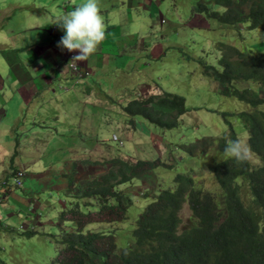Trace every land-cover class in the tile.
<instances>
[{
    "label": "rangeland",
    "instance_id": "rangeland-1",
    "mask_svg": "<svg viewBox=\"0 0 264 264\" xmlns=\"http://www.w3.org/2000/svg\"><path fill=\"white\" fill-rule=\"evenodd\" d=\"M42 1L43 6L40 5V8H44L51 15L59 12L60 17L85 2V0H72L70 3L68 0ZM152 1L154 17L144 12L141 7L129 6L124 0V10L121 14L125 16L130 12L133 17L131 20L120 19V17L116 20L113 15L115 10H111L112 6L103 7L99 0L105 23L107 26H116V31L111 30L105 33V37L107 34H112L110 36L112 39L101 41L96 52L91 55L93 57L95 55V61L98 62L96 65L79 64L78 61L72 60L78 51L68 52L65 49L61 51L57 47L58 41L50 45V39L46 37V29L43 28L44 24L39 19L34 21L41 27L31 29L34 32L32 34L38 38L35 42L29 40V47L32 45L34 52L43 55V59H48V56L51 57L54 53H57V56L59 54L60 68L68 77H72L70 83L79 79V83L72 88V91L81 84L89 88L93 83L90 94L84 95L89 99L90 106L86 105L83 109L84 113L81 114L82 106L74 103L72 108L69 106L68 117L73 119L75 126L74 144L80 143L76 134V128L80 127L91 137L90 143H92L91 140L96 142V150L104 159L98 154L87 156L89 153L87 146V153L82 154L80 148L82 144H80L74 147L75 159L91 162H98L95 160L101 159L102 161L92 165L80 163L82 170L75 175V183L72 182L67 190L53 189L52 186L45 189L41 187L35 194L26 196V201H16L17 206L11 211L15 216L11 214L3 218L2 214L8 212L0 209V217H2L0 219H3V222L9 221L8 224L11 226L10 230L0 229V264H52L50 258L55 254V244L43 232L56 230L54 229L56 212L78 201L76 195L81 186L89 179L99 177L107 171L110 165L106 163V160L112 157H119L130 162L159 157L163 162L172 164L169 168L157 167L152 171L153 175H149L148 172L139 174L131 182L118 186L119 189L126 190L133 201L124 220L92 222L85 225L84 229L90 230L114 229L117 233V248L125 243H121L122 237L133 226L136 217L149 204L154 193L163 187L171 186V179L178 173H190L197 189L209 191L217 201L222 200L221 190L219 191L216 178L209 172L208 164L224 159V153L215 160L214 153H219L217 145H207L206 154L199 152L200 148L191 155L182 150L179 145H187L204 136L212 137L217 143L220 136L228 135L230 132L227 131L223 112L231 114L227 116V120L232 123L238 139L246 143L245 129L237 118V113L249 111L251 108L248 103L231 94L229 85L205 74L199 59L203 58L206 63L218 66V58L221 54L217 47L218 41L233 44L240 50L252 52L264 50V30L247 29L246 23L229 26L207 17V10L201 8V5L208 10L224 12V8L215 5L214 0ZM56 8L59 10H55ZM40 13L41 10L36 14L40 15ZM150 18H153V22L147 23L146 20ZM43 38H46L43 44L38 43L39 39ZM136 39L139 40L138 43ZM121 42L125 50L135 51V54L129 53L135 57L132 62L126 63V58H122L121 52L118 49L114 50V47ZM29 55L32 56V53L29 52ZM69 61L74 65L83 66L82 68L85 66V71L84 69L72 70ZM28 65H32L30 59ZM147 80L151 87L144 83ZM232 82L237 88L252 87L264 95V87L256 81L238 79ZM58 83L63 84L64 80ZM136 83L140 86L143 84L142 90L139 89L137 92L139 97L150 93H161L163 89L184 97L185 111L179 116L176 127L163 129L152 125L142 116L129 117L121 112L119 100L121 99L120 102L123 104L131 98L137 90ZM96 97H100V100ZM0 98L6 100V93L0 95ZM45 99L49 97L46 96ZM94 104H105L102 105L105 112L93 114ZM46 110L49 111L46 112ZM52 110L61 111L62 108L61 106L52 108V103L48 101L42 103L40 114L45 113L46 119L50 120ZM129 121L130 125L125 129V123ZM28 128L29 125L26 124L24 129ZM43 153L42 158L49 160L51 157L49 149H43ZM93 158L95 160H91ZM248 159L253 164L259 161L251 152L248 154ZM83 172L87 173L85 177L80 176ZM28 179L27 182H29ZM237 182L241 197L246 199L243 181L238 179ZM16 191L22 192L19 188H16ZM11 201L13 200H10L9 204H12ZM92 209L95 208H89V210ZM19 211L21 215L18 214ZM189 213L187 206L183 205L180 210L182 221H186ZM29 221H31L30 225ZM64 224L66 225V222ZM31 225L35 228V234L31 236L21 234L30 229Z\"/></svg>",
    "mask_w": 264,
    "mask_h": 264
},
{
    "label": "trees",
    "instance_id": "trees-1",
    "mask_svg": "<svg viewBox=\"0 0 264 264\" xmlns=\"http://www.w3.org/2000/svg\"><path fill=\"white\" fill-rule=\"evenodd\" d=\"M214 2L223 7L224 12L201 5L207 10V17L229 26L246 23L247 29L264 30V0ZM217 47L221 53L218 66L200 58L203 72L229 85L234 97L250 105L251 109L237 113V118L244 126L249 152L258 158V163L253 164L249 159L243 163L219 159L224 153L225 138L238 139L232 123L227 120L231 114L223 112L228 135L220 136L217 143L212 137L204 136L179 145L190 155L200 148L199 152L206 154L207 145H217L219 153L214 156L219 160L209 163L208 170L216 178L222 200L217 201L209 191L197 189L190 173H178L171 179V186L154 193L122 237L121 243H125L117 248L114 229L90 230L84 229L85 225L124 220L133 201L128 192L118 186L131 182L139 174L153 175L157 167L169 168L172 164L159 157L134 162L109 158L106 163L110 168L81 186L76 195L78 201L56 212V230L43 232L55 244V254L50 258L52 264H264V234L257 230L258 221H264V95L252 87L237 88L232 82L251 79L264 87V50H240L224 41H218ZM184 111V97L164 89L147 96L133 95L122 105L123 114L142 116L163 129L176 127ZM15 154L16 151L12 157ZM77 161H70L68 173L63 174L66 190L72 184V168ZM238 179L245 185L246 199L240 195ZM6 199L8 197L0 198V205ZM183 205L190 212L186 221L180 217ZM35 233L32 229L21 232L25 236Z\"/></svg>",
    "mask_w": 264,
    "mask_h": 264
},
{
    "label": "crops",
    "instance_id": "crops-1",
    "mask_svg": "<svg viewBox=\"0 0 264 264\" xmlns=\"http://www.w3.org/2000/svg\"><path fill=\"white\" fill-rule=\"evenodd\" d=\"M71 1L68 0V3ZM100 1L103 7L112 6L111 10H115L113 15L116 20L119 17L120 19L131 20L133 17L130 12L125 16L121 14L124 10V0ZM125 1L128 2L129 6L141 7L144 12L154 17L152 15V0H143V2L142 0L139 2L137 0ZM0 5H2L0 6V95H5L6 93L7 97L6 100L0 98V190H2V182L11 176L12 171L23 169L26 173L25 186L20 189L22 192H17L16 190L11 192L10 197L4 201V204L0 205V209L8 212L7 214H2V217L5 218L11 214L15 216L11 211L17 206L16 201H26V196L35 194L38 188L44 187L45 189L52 186L53 189L66 190L67 182L63 174L68 173L69 170L67 171V169L70 161L78 160L74 157V147L82 144V147H80L82 154L87 153V146L89 152L87 156L91 154L101 156L96 150V142L91 140L92 143H90L89 138L91 137L86 134L85 130H81L80 127L76 128L80 143L74 144L75 126L73 119L68 117L70 113L69 106L72 108L74 103L82 106L81 114L84 113L83 109L86 105L90 106L88 104L89 99L84 95L90 94L93 83H91L89 88L87 85L81 84V86L72 91V88L79 83V79L70 83L72 77H68L60 68L59 54L57 56V53H54L51 57L48 56V59H43V55L36 54L32 45L29 47L30 44H28L29 40L35 42V39L38 38L32 34L34 32L31 30L33 27H41V25L34 22L36 19H39L44 24L43 28L46 29V37H49L50 45L52 42L60 40L64 35V30L57 24L55 25V22L60 17L59 12L53 15L48 14L44 8L39 7L40 5L43 6L42 0H0ZM40 10V15L36 14ZM55 10L59 9L56 8ZM146 21L147 23L153 22V18ZM37 30L41 31L39 28ZM111 30L115 32L116 26H108L105 33ZM111 35L107 34L103 41L111 40ZM44 40L46 38L39 39L38 43L43 44ZM138 41L136 39V43ZM115 49L121 52L122 58H126V63L128 61L132 62L135 58L134 55L129 54H135V51L133 49H130L132 51L125 50L122 42L115 46ZM29 52L32 53V56L29 55ZM29 59L32 61L31 66L28 65ZM78 62L85 65L98 64L95 61V55L94 57L89 56L86 61ZM82 67L75 65V70L84 69L83 71H85L86 67ZM62 80H64L63 84L58 83ZM56 81H58L57 84H54ZM144 83L151 87L148 80ZM142 85L140 86V84L136 83L137 90L134 95H138L137 92ZM46 96L49 99H45ZM96 98L100 100V97ZM48 101L52 103V108H57V106L62 108L61 111L52 110L50 120L46 119L45 113L40 114L42 103H47ZM120 101L122 100H119L122 112L123 104ZM102 105L105 104H94L93 114L104 113L105 109H103ZM48 111L46 110V112ZM60 114L62 116H59ZM30 116L31 119H29ZM26 124L29 125V128L25 130ZM124 128L127 129L126 126ZM43 149H49V155L51 156L49 160L42 158L44 155ZM15 151L16 154L12 157ZM95 161L99 162L102 160L96 159ZM85 164L92 165L89 163ZM80 165L78 162L72 168L74 172L72 175L73 184L75 183V175L82 170ZM98 166H103V164H98ZM82 175L85 177L87 173L83 172L80 176ZM27 179L29 182H27ZM10 200H13L11 201L12 204H9ZM18 214L21 215L22 213L19 211ZM8 223L9 221L3 222V219H0V229L3 231L10 230L11 226ZM30 223L31 221H29V225ZM30 229L35 231L33 225H31Z\"/></svg>",
    "mask_w": 264,
    "mask_h": 264
},
{
    "label": "clouds",
    "instance_id": "clouds-1",
    "mask_svg": "<svg viewBox=\"0 0 264 264\" xmlns=\"http://www.w3.org/2000/svg\"><path fill=\"white\" fill-rule=\"evenodd\" d=\"M64 30V35L57 43V47L68 52L78 51L72 60L86 61L93 55L101 41L105 38L107 24L102 15L99 0H85L83 4L74 10L62 15L55 22ZM130 123H126L128 128ZM226 139L224 157L235 159L243 163L248 159L249 147L241 140ZM15 172L12 171L11 175ZM26 179V178H25ZM73 182V181H72ZM258 233L264 234V221L257 223Z\"/></svg>",
    "mask_w": 264,
    "mask_h": 264
},
{
    "label": "built area",
    "instance_id": "built-area-1",
    "mask_svg": "<svg viewBox=\"0 0 264 264\" xmlns=\"http://www.w3.org/2000/svg\"><path fill=\"white\" fill-rule=\"evenodd\" d=\"M68 63L72 69H75V65L72 62L69 61ZM25 178L26 173L23 169L15 170V172L8 179L2 182V192H0V198H9L11 192H14L16 188L22 189L24 187Z\"/></svg>",
    "mask_w": 264,
    "mask_h": 264
}]
</instances>
